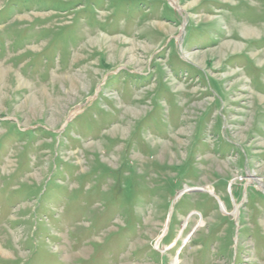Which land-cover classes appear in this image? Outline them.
I'll use <instances>...</instances> for the list:
<instances>
[{"label": "rangeland", "instance_id": "obj_1", "mask_svg": "<svg viewBox=\"0 0 264 264\" xmlns=\"http://www.w3.org/2000/svg\"><path fill=\"white\" fill-rule=\"evenodd\" d=\"M250 176L264 0H0V264H264Z\"/></svg>", "mask_w": 264, "mask_h": 264}, {"label": "bare ground", "instance_id": "obj_2", "mask_svg": "<svg viewBox=\"0 0 264 264\" xmlns=\"http://www.w3.org/2000/svg\"><path fill=\"white\" fill-rule=\"evenodd\" d=\"M248 180L250 182H256V183H258V186H259L258 188L264 192V183H262L261 180L256 179L254 176H250V178ZM238 210H239L238 209V205H236V211L234 213L235 215H237Z\"/></svg>", "mask_w": 264, "mask_h": 264}, {"label": "water", "instance_id": "obj_3", "mask_svg": "<svg viewBox=\"0 0 264 264\" xmlns=\"http://www.w3.org/2000/svg\"><path fill=\"white\" fill-rule=\"evenodd\" d=\"M189 190L191 191V189H188V190H186V191H189ZM192 190H194V191H197V190H198V191H203V189H192ZM195 230H196V228L194 229V231H195Z\"/></svg>", "mask_w": 264, "mask_h": 264}]
</instances>
